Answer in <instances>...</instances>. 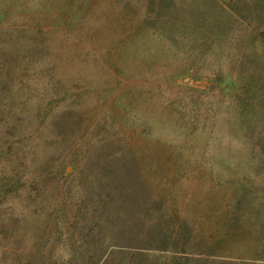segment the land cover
Listing matches in <instances>:
<instances>
[{
    "label": "rangeland",
    "instance_id": "obj_1",
    "mask_svg": "<svg viewBox=\"0 0 264 264\" xmlns=\"http://www.w3.org/2000/svg\"><path fill=\"white\" fill-rule=\"evenodd\" d=\"M0 264H264V0H0Z\"/></svg>",
    "mask_w": 264,
    "mask_h": 264
}]
</instances>
